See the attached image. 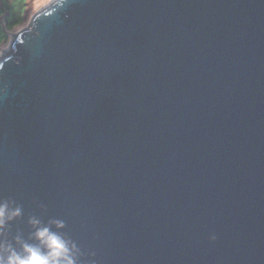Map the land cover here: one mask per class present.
<instances>
[{
    "label": "water",
    "instance_id": "water-1",
    "mask_svg": "<svg viewBox=\"0 0 264 264\" xmlns=\"http://www.w3.org/2000/svg\"><path fill=\"white\" fill-rule=\"evenodd\" d=\"M10 46L0 247L36 219L78 264H264V0H54Z\"/></svg>",
    "mask_w": 264,
    "mask_h": 264
},
{
    "label": "clouds",
    "instance_id": "clouds-1",
    "mask_svg": "<svg viewBox=\"0 0 264 264\" xmlns=\"http://www.w3.org/2000/svg\"><path fill=\"white\" fill-rule=\"evenodd\" d=\"M20 215L18 206L11 207L7 202H0V230ZM30 223L36 227L33 233L36 243L21 242L19 248L12 244L3 245L0 247V264H78L80 251L75 244L49 226H39L36 219ZM53 223L57 229L64 227L62 221ZM210 240H215V236H210Z\"/></svg>",
    "mask_w": 264,
    "mask_h": 264
},
{
    "label": "trees",
    "instance_id": "trees-1",
    "mask_svg": "<svg viewBox=\"0 0 264 264\" xmlns=\"http://www.w3.org/2000/svg\"><path fill=\"white\" fill-rule=\"evenodd\" d=\"M35 1L0 0V46H2V43L6 45L10 41V37H13L11 35L13 31L18 32L24 28L31 11L34 9Z\"/></svg>",
    "mask_w": 264,
    "mask_h": 264
},
{
    "label": "rangeland",
    "instance_id": "rangeland-1",
    "mask_svg": "<svg viewBox=\"0 0 264 264\" xmlns=\"http://www.w3.org/2000/svg\"><path fill=\"white\" fill-rule=\"evenodd\" d=\"M54 0H36L34 2V9L33 11H31L30 13V16H29V19L27 20V24L24 26V28H22L21 30H19L18 32H15L13 31L11 34L12 36L22 32V31H25V30H28L29 28H31V24H32V21L34 19V17L36 16V14L43 8H46L47 6H49ZM33 2V1H32ZM28 13H29V10H28ZM26 22V21H25ZM15 32V33H14ZM12 38V39H11ZM12 40H13V37H10V41L7 42L6 45H3L2 43V46H0V57H1V54L4 52V51H9V48L11 47V43H12ZM2 48V49H1Z\"/></svg>",
    "mask_w": 264,
    "mask_h": 264
},
{
    "label": "bare ground",
    "instance_id": "bare-ground-1",
    "mask_svg": "<svg viewBox=\"0 0 264 264\" xmlns=\"http://www.w3.org/2000/svg\"><path fill=\"white\" fill-rule=\"evenodd\" d=\"M8 53H9V51H8Z\"/></svg>",
    "mask_w": 264,
    "mask_h": 264
}]
</instances>
